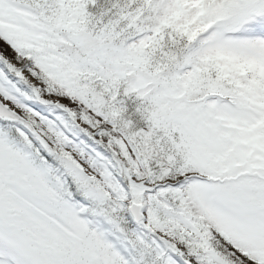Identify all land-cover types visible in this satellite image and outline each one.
Wrapping results in <instances>:
<instances>
[{"label": "snow or ice", "instance_id": "obj_1", "mask_svg": "<svg viewBox=\"0 0 264 264\" xmlns=\"http://www.w3.org/2000/svg\"><path fill=\"white\" fill-rule=\"evenodd\" d=\"M0 264H264V0H0Z\"/></svg>", "mask_w": 264, "mask_h": 264}, {"label": "rangeland", "instance_id": "obj_2", "mask_svg": "<svg viewBox=\"0 0 264 264\" xmlns=\"http://www.w3.org/2000/svg\"><path fill=\"white\" fill-rule=\"evenodd\" d=\"M8 55H9V56H11V53H10V52H8Z\"/></svg>", "mask_w": 264, "mask_h": 264}]
</instances>
